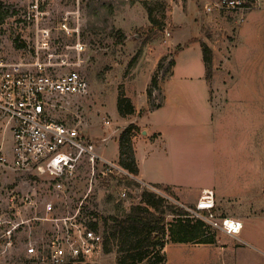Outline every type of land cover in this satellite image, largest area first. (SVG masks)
Listing matches in <instances>:
<instances>
[{"label":"rangeland","instance_id":"1","mask_svg":"<svg viewBox=\"0 0 264 264\" xmlns=\"http://www.w3.org/2000/svg\"><path fill=\"white\" fill-rule=\"evenodd\" d=\"M147 4L157 20L152 36ZM203 6L204 0H0L1 58L28 69L38 57L37 51L42 60L52 53L60 63V71L76 68L89 80V94L66 99L54 108L53 117L78 127L94 142L97 152L114 164L119 163V138L125 128L136 120L153 124L162 131V138L142 136L140 126L136 133L140 138L135 150L142 170L179 186L178 194L155 187L157 192L136 176L103 175L100 164L93 177L91 165L84 161L77 176L66 181L68 189L63 194L34 171L21 172L0 163V213L7 212L11 219H31L19 228L15 244L7 248L0 264H36L27 254V246L30 240L45 245L49 224L33 218L44 215L48 202L60 215L81 207L89 223L93 218L99 222L104 235L103 218L125 216L132 205L141 201L144 189L174 204L192 207L203 197L204 188L214 191L216 186L220 190L233 188L225 197L214 193L220 215L243 220L240 239L210 226L208 235L216 237L215 245L172 243L169 239L165 247L167 264H264V62L246 66L243 77L248 83H241L248 91L249 82H254V91L261 95L250 98V93L239 104L241 97L234 94L237 100L228 107L230 115L219 107L223 102L220 83L236 88V62H213L211 79L216 83L211 84L210 79L208 82L211 92H218L212 102L219 108L212 116L207 85L202 79L207 77V69L200 42H224L222 49L235 44L237 29L249 11L206 14ZM257 12L264 11L252 12L245 22L247 27L259 26L257 17H252ZM65 19L71 29H80L86 46L81 54L73 49L79 36L61 28ZM43 30L50 32L48 44ZM192 39L200 42L189 43ZM254 48L258 49L257 44ZM172 60L177 61L175 68ZM64 62L71 65H62ZM159 62H163L161 67ZM155 75L157 87L152 85ZM121 93L131 98L135 114H120ZM238 105L248 108V113L238 115ZM10 126L9 118L0 111V152L9 160L14 145ZM252 129L259 132L251 135ZM260 154L261 163L254 171L253 161ZM124 190L127 197L122 199L118 194ZM27 195L39 201L38 208L25 204L23 198ZM174 221L170 215L168 222ZM117 251L115 247L111 253L102 251L74 264H118Z\"/></svg>","mask_w":264,"mask_h":264},{"label":"built area","instance_id":"2","mask_svg":"<svg viewBox=\"0 0 264 264\" xmlns=\"http://www.w3.org/2000/svg\"><path fill=\"white\" fill-rule=\"evenodd\" d=\"M260 4V0H204L203 10L206 14L244 12L258 8ZM61 28L64 32L79 36L73 45L78 54L86 50L78 27L71 29L65 19ZM167 35L171 36V33ZM43 38L46 44L50 42L49 30H43ZM36 56L32 68L28 69H21L18 64L10 65L7 63L9 61L0 57V111L9 118L14 141L13 157L9 160L0 152V163L10 164L21 172L34 171L49 179L54 189L63 194L68 189L66 181L77 176L84 161L91 165L93 177L100 164L103 175L119 173L135 178L119 163L105 160L97 152L94 142L78 127L58 121L52 115L54 108L62 106L66 99L89 94L87 77L76 68L68 72L60 71V63L52 53L46 60L39 57V51ZM62 65L71 64L64 62ZM151 187L159 192L154 186ZM118 196L126 198L127 191L119 192ZM23 201L30 208L39 207V201L32 196H25ZM181 206L195 218L229 236L238 237L243 230L244 223L240 218L217 215L213 190H204L203 197L194 206ZM55 208L52 202H48L44 215L33 218L49 224L45 245L38 246L33 240L28 243L27 254L33 261L79 263L103 251L104 236L88 226L81 207L75 212L61 215L55 212ZM30 221L11 219L7 212L0 213V262L7 248L15 244L19 228Z\"/></svg>","mask_w":264,"mask_h":264},{"label":"trees","instance_id":"3","mask_svg":"<svg viewBox=\"0 0 264 264\" xmlns=\"http://www.w3.org/2000/svg\"><path fill=\"white\" fill-rule=\"evenodd\" d=\"M146 7L150 10L149 18L153 24L149 30V35L152 36L157 20L148 4ZM159 26L163 30V27ZM196 42L200 41L192 39L189 43ZM189 43L185 46H188ZM200 43L207 69V80L209 81L212 75L213 50L207 43L202 41ZM180 48H183V46H180ZM162 65L163 62H159V67ZM175 65L176 61L172 60L171 66L174 68ZM152 85L158 86L156 75L152 79ZM148 94L151 96L152 90H149ZM159 107L161 106L157 108ZM118 109L123 117L133 115L136 112V107L131 98L124 93L119 96ZM138 131L139 126L131 123L125 128L119 138V164L136 177L139 175L135 152V137ZM127 181L130 182L131 180ZM153 186L173 194L171 186ZM170 215L175 217V221L172 223L168 222ZM95 217H97L96 214ZM88 226L97 232L101 230L99 222L95 221L94 218L90 223L88 222ZM208 227L206 222L192 216L181 205L170 202L152 190L144 189L141 201L132 205L125 216L113 215L103 218V236L105 239L103 251L111 253L115 247H118V264H167L165 247L169 239L172 243L215 244L216 237L208 235ZM43 262H36V264H42Z\"/></svg>","mask_w":264,"mask_h":264},{"label":"crops","instance_id":"4","mask_svg":"<svg viewBox=\"0 0 264 264\" xmlns=\"http://www.w3.org/2000/svg\"><path fill=\"white\" fill-rule=\"evenodd\" d=\"M260 6L258 8H256L255 10L249 11L246 14V18L243 22L242 25H240L237 29V38H236V43L230 46H224L225 49H222L221 45L224 43L222 42H209L208 45L212 48L213 50V62H236V72L239 76V82L236 85V88L233 90V87H231V85L225 84V82H221V80H219L220 86H221V91H220V97L223 100V102H221L220 110L224 111V113L226 115H230V104L231 102L237 100L235 98H233L234 94H237L238 96L240 95L241 99L239 101V104H241V100H244L243 98H249L246 95H249L250 93H252V97L250 98H255V95L257 96L256 98L259 97V92L260 91H254L255 90V85L254 82H249V88L251 90L246 91L245 89H242V84L241 83H248V79L246 77H243V69L247 66H249L250 64H252V62H264V12H257L258 14L256 15H252V17H257L255 20L258 21L259 26H255L252 28H249L245 25V22L247 21L248 17L252 14V12L254 13V11H257L258 9H262V11H264V0H260ZM174 19V18H173ZM254 38H253V37ZM257 42H256V41ZM257 44L258 49L254 48L255 45ZM224 45V44H223ZM244 47H246L244 49ZM177 64V61H176ZM176 66V65H175ZM175 68V67H174ZM174 71V70H173ZM207 73V72H206ZM174 74V73H173ZM173 76V75H172ZM206 85H207V89H208V103H209V107H210V114L213 116L214 114V110L219 107L217 106H213V100H212V96H214L213 99H215V95L218 94V92L216 91L215 94L211 92V86L210 83L207 80L206 75L202 78ZM253 81V80H250ZM214 83H216V79H211V84L214 85ZM239 98V97H237ZM166 100V99H165ZM165 104V101H164ZM164 104L157 108L156 110H159L160 108H162L164 106ZM238 110L239 113L238 115H245L247 114L249 111L248 108L243 107L241 105H238ZM253 107H255V105H253ZM254 110V109H253ZM211 120H213V117L211 118ZM135 124H137L138 126L142 127V131H141V135L142 136H154V140L158 139V138H162L163 137V133L162 131H160L159 129H156V126H154L153 124H140L137 120L135 122ZM146 131V135L142 134L143 131ZM253 131L251 132V135H254V133L258 130L252 129ZM152 133V134H151ZM259 135V134H258ZM255 136V135H254ZM140 137L137 135L135 137V142L136 140H138ZM136 152V158H137V162H138V166H139V175L137 176V179L139 182H141L142 184L145 185H163V186H171L172 190H174V193L178 194L177 190L179 188L178 185L176 184H172L169 181H166L164 179H155L154 176H152L150 173H147L145 171L142 170V166L140 163V160L137 156V151ZM253 164H256L253 166V170L255 169V167H258L259 164L261 163V154L257 157L256 160L253 161ZM255 171V170H254ZM148 175V176H147ZM150 178V179H148ZM152 179V180H151ZM217 190L214 189V192L217 193V195H220L222 197H225L226 194L230 191H233L232 187L230 189H226V190H220L218 189V187L216 186ZM209 189L208 187L204 188V190ZM213 189V188H211ZM203 190V191H204ZM233 194V192H232ZM203 195V193H202ZM202 197H200L199 199H201ZM217 199H215V203H216ZM218 203H216V212L218 216L221 217H234L231 215H223V214H219V208H218ZM238 218V217H236ZM243 221V220H242ZM223 234L227 235L226 233L222 232ZM229 236V235H227ZM232 237V236H230ZM234 239H240V237H232ZM217 242V241H216ZM207 245H215V244H207Z\"/></svg>","mask_w":264,"mask_h":264},{"label":"water","instance_id":"5","mask_svg":"<svg viewBox=\"0 0 264 264\" xmlns=\"http://www.w3.org/2000/svg\"><path fill=\"white\" fill-rule=\"evenodd\" d=\"M146 134V132H144Z\"/></svg>","mask_w":264,"mask_h":264}]
</instances>
